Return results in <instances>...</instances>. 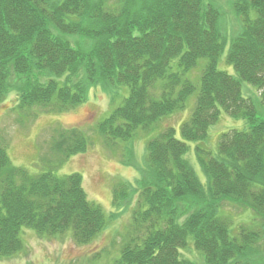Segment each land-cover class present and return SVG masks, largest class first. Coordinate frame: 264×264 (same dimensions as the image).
<instances>
[{"label":"trees","instance_id":"obj_1","mask_svg":"<svg viewBox=\"0 0 264 264\" xmlns=\"http://www.w3.org/2000/svg\"><path fill=\"white\" fill-rule=\"evenodd\" d=\"M233 8L241 29L225 60L235 75L217 67L225 40L218 9L203 0H0V101L15 91L20 112H64L92 86L126 84L129 94L96 130L106 140H129L196 92L182 138L165 127L147 141L144 164L132 162L135 183L113 188L114 206L133 203L119 264H195L182 255L189 237L206 264H247L241 259L264 237V117L241 90V82L255 86L264 106V0H234ZM176 57L179 71L170 70ZM199 58L208 60L197 87L183 74ZM222 111L246 127L221 132L214 153L195 145L204 185L184 157L186 141L205 139ZM52 137L56 165L88 146L77 128H57ZM6 146L0 135V260L22 249V227L48 236L70 228L77 244L92 241L105 214L88 200L82 175L29 172L12 164ZM227 202L251 210L261 228H231Z\"/></svg>","mask_w":264,"mask_h":264},{"label":"rangeland","instance_id":"obj_2","mask_svg":"<svg viewBox=\"0 0 264 264\" xmlns=\"http://www.w3.org/2000/svg\"><path fill=\"white\" fill-rule=\"evenodd\" d=\"M211 3L219 12L218 28L225 40L224 49L217 60V67L235 75L233 66L226 62L225 54L231 38L241 29V21L234 8V0H203ZM253 16V13L251 14ZM207 58H199L196 65L187 70L183 77L190 79L198 87L202 67ZM177 57L170 61V70H178ZM45 79V75L39 76ZM242 94L253 101L257 114L264 117V106L261 103L255 86L241 82ZM197 91V90H196ZM129 94L126 84H114L104 89L92 86L85 100L64 112H46L38 106L16 110L17 95L9 92L0 101V135L7 142L6 150L12 164L25 167L29 172L38 173L51 169L56 175L79 172L82 175L83 188L89 201L98 204L105 214V225L86 244H77L72 239L71 229L54 236L39 235L34 229L22 227L20 237L22 249L12 256L0 260V264H119V256L126 241L131 222L133 203L124 201L121 206L112 204L113 188L123 181L135 183L139 171L132 163L143 165L145 145L149 139L158 135L167 126L175 129V136L180 135V124L186 119L194 105L196 92L186 99L184 108H179L152 123L148 129L138 127L129 140H106L97 133V124L115 107L120 105ZM77 128L88 138V146L84 152L71 155L62 164L56 165L51 158L48 144L57 128ZM246 122L222 111L217 121L208 129L207 137L199 141H186L188 149L184 157L191 163L200 181L205 185L206 177L195 157V145L214 153L217 148L218 135L230 128L242 129ZM43 154L48 155L44 160ZM129 163L126 164V160ZM137 184V183H136ZM224 211L231 219V228L245 223L253 228H261L259 222L252 218V211L227 202ZM243 212V213H242ZM236 229V228H235ZM234 229V230H235ZM182 252L183 257L195 264H206L203 254L191 246ZM256 253L249 252L241 260L247 264H264V237L255 243ZM194 248V249H193ZM237 264H241L237 261Z\"/></svg>","mask_w":264,"mask_h":264}]
</instances>
